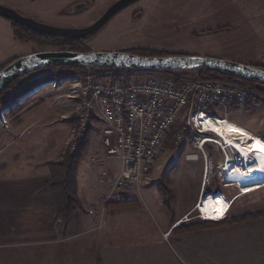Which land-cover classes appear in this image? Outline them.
Wrapping results in <instances>:
<instances>
[{
    "label": "rangeland",
    "instance_id": "obj_1",
    "mask_svg": "<svg viewBox=\"0 0 264 264\" xmlns=\"http://www.w3.org/2000/svg\"><path fill=\"white\" fill-rule=\"evenodd\" d=\"M115 1L117 0H0V4L14 8L21 14L45 24L78 28L88 26L96 21ZM252 1L260 3L261 10L247 7V0H139L115 15L104 28L94 36L86 39L81 46L88 48L90 51H134L137 48H152L169 53L231 60L211 53H204V49L216 50L225 48L228 52L229 47L233 48V44H229L227 47L225 39L230 36L229 34L234 29H237L239 30V35L233 37L236 39L233 42L236 44L235 51L241 55H246L250 52L258 55L257 51L261 50L263 51L262 61L264 62V24H261L256 29L243 26L231 28L229 26V24L236 23L235 17L231 15L233 12L230 10V5H237L239 8L242 6L244 10H240L243 14L253 15L256 19L264 21V0ZM82 2H86L85 7L81 9L74 8L76 4ZM243 2L246 7L241 4ZM224 27H226L224 30L218 31V28ZM15 29L10 19L0 15V65L8 62L12 57H21L34 52L70 50L66 47H56L52 44L40 46L32 42L21 41L16 38ZM208 30L212 31L208 32ZM192 31L200 32H198V35L196 34L197 36H191L190 33ZM223 31L225 33L218 34ZM210 34L212 36L204 41L206 37L204 35L208 36ZM223 38L225 39L223 40ZM197 47L199 48L195 51L194 48ZM260 67H264V65ZM83 68L75 70L82 71ZM183 71L187 72L183 76H186V74L191 76L198 75V70L188 69ZM73 72L68 67H48L30 72L25 78L36 79ZM21 82L18 84H21ZM18 86L15 84L11 89L7 90V93ZM57 95L52 92L40 94L34 99L15 106L7 114V118L9 121L8 128H10L12 115L13 117L17 116L23 107L26 108L30 105V113L42 108L45 109V112H43L45 121L52 119L61 120L66 118L63 113L69 114L68 122L64 121L68 123V128L63 138V152L58 158V160H61L68 152H72L67 147V141L71 131L77 129L79 122L74 105L73 107L68 101L66 102L68 104H66V108L55 106V103L52 104L65 99H59ZM33 102L36 103L32 104ZM260 105V109L257 111L232 112L230 121L237 123L234 124L239 127L245 128L239 122L253 120L254 123L256 122V128L253 130L255 135H260L264 138V101L260 102ZM55 107L59 110H53ZM66 110L69 111L66 112ZM186 116V114L182 116L168 132L155 165L151 170L152 180L141 185L146 205L149 207L155 221L160 218L159 214L166 216L172 214L184 215L183 213H186L196 201L199 203L201 196L204 195L202 189L209 191L219 189L225 194L227 193L228 198H233L238 191L235 186L224 187L222 184L221 176L223 175V164L226 154L216 143L210 142L212 145H206V142L203 145L205 153H201L198 160H186L187 154L197 152L194 148L196 143L200 142L203 144L205 140L219 139L216 135L214 138L209 133L197 136L190 127H187L184 131L183 139L178 142L176 134L187 126ZM58 124L63 125V122H58ZM97 124L98 126L102 125L101 122ZM39 127L41 128L42 125ZM31 131L32 129L29 134H31ZM100 153L105 155L100 132L96 129V131L91 133L89 149L79 167L78 176L80 178L85 175H93L95 180V173L98 177L102 169L112 168L109 162L103 161ZM206 165L209 167L208 172L206 171ZM201 184L202 189L199 194L197 192ZM161 201L163 205L160 204ZM234 202L231 217L239 216L243 218L254 212H264V192L262 190L247 194ZM197 214L198 210L196 209L191 216L185 215L180 219H185V222L191 223L192 221L200 220ZM76 217L79 219L78 226L85 225V228L94 226L93 231H98L97 217L89 214L87 210L85 212L78 211L70 219ZM57 224L64 228V223L61 220ZM65 237L66 234H63V238ZM74 247H76V244L72 246V248ZM67 249L65 246L66 252ZM6 251L0 244V264H46L45 258H50L52 255L56 264H69V262H61V257L64 258V253L61 249L56 250V252H52L49 248H44L43 252L24 251L10 253ZM4 255H6L5 258ZM11 255L16 258L9 261L12 258ZM42 255L43 259H41ZM72 263L84 264L83 262Z\"/></svg>",
    "mask_w": 264,
    "mask_h": 264
},
{
    "label": "crops",
    "instance_id": "obj_2",
    "mask_svg": "<svg viewBox=\"0 0 264 264\" xmlns=\"http://www.w3.org/2000/svg\"><path fill=\"white\" fill-rule=\"evenodd\" d=\"M251 1L247 0V7L261 10L260 3ZM241 4L246 7L244 2ZM240 9L243 11L244 7L230 5L231 15L236 20L235 24H229L231 28L243 26L256 29L264 24L253 15L243 14ZM198 32L192 31L190 35L197 36ZM223 33L225 31L218 34ZM229 35L223 38L227 47L233 44L228 52L220 48L204 49V53L259 67L264 65L261 50L257 51L258 55L254 52L241 55L235 51L236 44L233 42L236 39L233 37L239 35V30L234 29ZM204 36L205 41L212 35ZM175 73L187 72L182 70ZM254 90L256 95L249 97L245 107L248 112L259 110L260 102L264 101V84H255ZM66 102L64 99L52 104L66 108ZM30 106L23 107L17 116L12 115L10 128L0 124V244L6 252H43L44 248L56 252L61 249L64 253L61 262L69 264H264V212H254L243 218L231 217L235 202L227 216L220 221L191 220V223L183 222L174 227L182 216L194 213L198 201L184 215L159 214L160 218L155 221L140 186L135 191L134 205H108L104 209L100 204L96 232L93 231L94 226H78L77 217L67 222L58 218L56 199L43 186L50 176L49 162L58 161L63 152V138L68 128V123L64 121L68 122L69 114L63 113L66 118L61 120L45 121V109L30 113ZM53 110L59 109L55 107ZM58 122H63V125ZM255 123L253 120L239 122L253 133ZM102 158L108 162L105 155ZM98 177L96 173L95 180L93 175L78 176V194L85 210L105 192L98 185ZM201 189L202 184L197 193L200 194ZM217 191L221 190L215 189L213 192ZM160 204L163 205L162 201ZM60 220L64 228L57 224ZM201 222H207V226L185 229L188 225ZM63 234H66L65 238ZM75 244L76 247L72 248ZM11 257L9 261L16 258ZM45 262L56 264L53 255L46 257Z\"/></svg>",
    "mask_w": 264,
    "mask_h": 264
},
{
    "label": "built area",
    "instance_id": "obj_3",
    "mask_svg": "<svg viewBox=\"0 0 264 264\" xmlns=\"http://www.w3.org/2000/svg\"><path fill=\"white\" fill-rule=\"evenodd\" d=\"M83 69L48 77L18 95L0 109V124L8 128L10 110L40 94L52 92L58 94L59 99H68L76 107L79 125L71 131L67 147L74 151L78 139L91 125L99 130L105 158L112 165L99 173L98 185L105 192L95 204L87 207L89 214L96 217L100 204L105 209L110 203L135 201V191L152 180L151 170L168 132L182 116L187 115V126L176 134L178 142L183 139L187 127L197 136L209 133L215 138L212 131L206 130L205 122L230 121L231 113L245 110L249 97L256 95L254 89L237 80L183 76L185 74L176 71L90 66ZM98 122L102 125L98 126ZM203 145L204 141L196 143L197 152L187 154L186 160H198L200 154L205 153ZM223 150L228 156L229 150ZM225 168L223 166L221 176L223 186L236 187V181ZM208 169L206 165L207 172ZM208 191L205 190L204 195ZM234 199L231 198V204ZM197 217L205 220L200 213ZM183 220L177 221L174 227Z\"/></svg>",
    "mask_w": 264,
    "mask_h": 264
},
{
    "label": "water",
    "instance_id": "obj_4",
    "mask_svg": "<svg viewBox=\"0 0 264 264\" xmlns=\"http://www.w3.org/2000/svg\"><path fill=\"white\" fill-rule=\"evenodd\" d=\"M139 0H117L93 23L85 27L71 28L45 24L27 17L16 9L0 4V15L27 28L44 34L64 38H87L98 33L119 12ZM86 6L78 3L75 9ZM80 65L105 68H129L136 70H188L210 68L264 83V68L238 61L197 55L170 54L165 56L140 55L130 51H39L14 59L0 70V94L13 82L35 70L51 66Z\"/></svg>",
    "mask_w": 264,
    "mask_h": 264
},
{
    "label": "trees",
    "instance_id": "obj_5",
    "mask_svg": "<svg viewBox=\"0 0 264 264\" xmlns=\"http://www.w3.org/2000/svg\"><path fill=\"white\" fill-rule=\"evenodd\" d=\"M13 24L16 28L15 36L21 41L32 42L40 46L52 44L56 47H66L73 51H83V52L90 51L88 48H84L83 46H81V44H83L86 39H89L90 37L94 36L92 35L87 38H78V39L64 38V37L44 34L15 22H13ZM225 28L226 27L218 28V31L224 30ZM211 31L212 30H208V32ZM130 52L140 55H150V56H165V55L175 54V53H169L167 51L157 50L152 48H137L134 49V51H130ZM16 58H13L8 62L4 63L3 65H0V70ZM51 67H68L71 69H77V68L79 69L82 68L83 66L62 65V66H51ZM97 68H105V67H97ZM109 69H117V68H109ZM121 69H125V68H121ZM194 70H198V76L201 77L208 76V77L218 78L227 81H236V80L241 81L243 85H245L250 89H254V85L258 83L215 69L202 67ZM162 71L175 72V70H162ZM27 75L13 82L4 92L0 94V109L3 108L5 105H7L9 102H11L13 99H15L18 95L30 89L32 86L50 77V76H46L36 79H31V78L26 79L25 77ZM20 81H22L21 84H18L20 83ZM15 84L19 86L13 89V91L7 93V90L11 89ZM260 84H264V83H260ZM93 131H96V128H93L90 125L85 135L82 138L78 139L77 146L74 151L68 152L61 160L49 162L50 176L45 181L43 188L44 190L49 191L56 199V203H57L56 216L61 217L62 220L65 222H67L71 217H73L78 211L85 212V207L78 194V186H79L78 172H79V166L82 160L84 159V156L87 154V150L90 145L91 133ZM206 145H212V143L207 142ZM134 204L135 202L110 203L109 207H114L116 205L121 206V205H134ZM206 226H207V222H201V223H194L192 225H188L187 227H185V229L190 230L192 228L206 227Z\"/></svg>",
    "mask_w": 264,
    "mask_h": 264
},
{
    "label": "bare ground",
    "instance_id": "obj_6",
    "mask_svg": "<svg viewBox=\"0 0 264 264\" xmlns=\"http://www.w3.org/2000/svg\"><path fill=\"white\" fill-rule=\"evenodd\" d=\"M234 123L232 121L205 122L206 130L212 131L218 138L227 140V142L234 144L242 151L243 159H240L239 162L224 157L223 166H226L225 171H229L230 177L239 183L238 191L232 203L247 194H252L259 190L264 192V151L256 150V147L264 148V138ZM216 129H219V131ZM251 137L253 139L250 141ZM225 159L227 160L226 163ZM231 207V199L224 192L208 191L206 195L201 196L196 209L205 216L222 218L228 214ZM207 219L210 218L208 217ZM180 222H185V219Z\"/></svg>",
    "mask_w": 264,
    "mask_h": 264
},
{
    "label": "clouds",
    "instance_id": "obj_7",
    "mask_svg": "<svg viewBox=\"0 0 264 264\" xmlns=\"http://www.w3.org/2000/svg\"><path fill=\"white\" fill-rule=\"evenodd\" d=\"M198 213H200V216L202 217V215H204L202 212H199L198 211ZM205 216V215H204ZM210 218V219H207V218ZM225 218V216L224 217H222V218H217V217H215V216H205V220H209V221H220V220H222V219H224Z\"/></svg>",
    "mask_w": 264,
    "mask_h": 264
},
{
    "label": "snow or ice",
    "instance_id": "obj_8",
    "mask_svg": "<svg viewBox=\"0 0 264 264\" xmlns=\"http://www.w3.org/2000/svg\"><path fill=\"white\" fill-rule=\"evenodd\" d=\"M217 131H219V129H216ZM235 131V130H234ZM257 151H264V148H260V147H256Z\"/></svg>",
    "mask_w": 264,
    "mask_h": 264
}]
</instances>
